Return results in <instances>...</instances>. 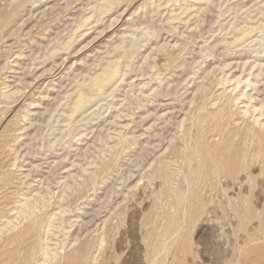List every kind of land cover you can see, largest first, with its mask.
Instances as JSON below:
<instances>
[{"label":"rangeland","instance_id":"1","mask_svg":"<svg viewBox=\"0 0 264 264\" xmlns=\"http://www.w3.org/2000/svg\"><path fill=\"white\" fill-rule=\"evenodd\" d=\"M30 1L0 0V22H7L0 30V100L9 98L0 101V264L14 248L9 264H36L46 243L63 249L45 264H66L70 252H78L74 264H264V131L241 119L234 95L215 84L223 75L238 77L241 64L253 62L246 43L224 49L233 36L228 24L241 27L246 17L264 24V0H120L101 23L81 28L86 34L70 50L52 58L49 53L61 49L80 18L102 0H43V10ZM262 28L252 40L264 38ZM121 42L126 48L139 43L130 67H123L125 81L114 97L98 98L99 119L76 114L68 131L64 118L76 83L120 54ZM254 44L250 49L258 48ZM58 78L55 90H46ZM257 88L252 94L264 106V81ZM162 103L173 106L171 125L164 123ZM223 105L229 118L221 113L218 125H209L210 114ZM258 140L261 154L255 155ZM236 150L248 153L246 162ZM168 157L178 176L172 187L158 177L157 162ZM201 160L219 171L203 177L211 167ZM25 203H37L30 210L37 220L32 234H24L29 221H15ZM170 212L177 221L165 232ZM50 219L59 228L47 233ZM7 221L17 224L8 235ZM15 233L19 241L7 246L6 235Z\"/></svg>","mask_w":264,"mask_h":264},{"label":"bare ground","instance_id":"2","mask_svg":"<svg viewBox=\"0 0 264 264\" xmlns=\"http://www.w3.org/2000/svg\"><path fill=\"white\" fill-rule=\"evenodd\" d=\"M20 1V0H19ZM26 1V0H25ZM42 1L43 0H31L30 2H31V4H32V6H34L35 8H39L40 10H43V8H44V5H41L42 4ZM251 1V0H250ZM24 2V1H23ZM23 2L21 1L18 5H16V7H15V9H14V11H16V10H18L20 7H21V5L23 4ZM28 2V1H27ZM27 2H26V4H27ZM44 3V2H43ZM250 3V2H249ZM37 4V5H36ZM119 5H120V0H102V2L100 1V3H99V5H98V7L97 8H95V9H93L90 13H89V15H87V16H83V17H81L80 18V20H79V23H77V25H76V27L71 31V33H70V35H69V37L66 39V41L62 44V48L61 49H53L50 53H49V55H50V58H52L56 53H57V51L58 50H62V51H68V50H70L77 42H78V38H81V37H83L85 34H86V31H84V32H81L80 31V29L81 28H83V27H85V26H88V25H91V24H93V25H98V22H100V21H102L105 17H107L108 15H110L111 14V12L112 11H114L117 7H119ZM238 5V4H237ZM43 7V8H42ZM49 7H50V9H51V6L49 5ZM33 8V7H32ZM52 10V9H51ZM231 10V9H230ZM235 10V9H234ZM229 11V10H228ZM262 11H264V10H262ZM8 12V11H7ZM234 12V11H233ZM11 13H13V12H11ZM11 13L9 14V15H11ZM41 13L43 14L44 13V11H41ZM235 13V12H234ZM46 14V13H45ZM44 14V15H45ZM261 16H263L264 15V12H260L259 13ZM14 15V14H13ZM40 15V14H39ZM103 17V19H101ZM110 18V17H109ZM234 18V17H233ZM5 19H7V18H5ZM5 19H3V21L5 20ZM9 19L10 18H8V21H9ZM14 20V19H13ZM0 21H2L1 19H0ZM6 21V20H5ZM8 23H10V22H8ZM101 23V22H100ZM6 24H7V22H6ZM5 24V25H6ZM5 25H3L1 22H0V30L2 29V27L3 26H5ZM228 25H230V26H228L230 29H232V32H233V36H232V38L230 39L231 41H229V42H225V45H226V48H224V49H227V51L229 50H233V49H235V51L237 50V49H239V48H241L242 46H244V44H245V46L247 45L248 46V48H246V49H248V51H249V53H254V60H253V62L252 63H248V61L247 62H243V64H241V67H242V69H243V71H242V73L241 74H239V76L237 77H235V78H232V76L230 77V78H227V76L226 75H223L220 79H217L216 81V83L215 84H217V86H220V87H222V89L224 88V91H225V93H226V89L228 90V92H229V90H230V92L232 93L231 94V96L232 95H234L232 98H231V101H232V103H233V105L235 106H238V111H239V114L242 116H239V117H241V119L242 118H246V117H248L249 119H251V121H252V124L253 125H257L258 126V128H260V130H262V131H264V106H263V104L261 103V102H259L260 100H258V97L257 96H255V94H252V92H258L259 91V88H257L258 87V85H260V83H261V81H264V38H258L257 40H252V37L253 36H251L253 33H255V32H257V31H259L260 32V30L261 29H263L262 27L264 26V24H263V20H261V18L259 17V19L257 20L256 19V21L254 20H252L250 17H246L245 18V21L243 22V25L241 26V27H237V26H235L234 25V23H232V24H228ZM5 28V27H4ZM3 28V29H4ZM3 31V30H2ZM160 31V30H159ZM158 31V32H159ZM1 32V31H0ZM158 34V33H157ZM158 37V35H155V37ZM262 36V35H261ZM81 40V39H80ZM148 42V38L146 37L143 41H142V43L143 42ZM256 41V44H254V45H257L258 46V48H253V49H250V47H249V45L248 44H251V43H253V42H255ZM207 41H205V43H206ZM249 42V43H248ZM220 43H222V41H220V42H215L214 44L211 42V44H213V45H211V47H216V46H218ZM248 43V44H247ZM133 44H136V45H139V43H134L133 42ZM136 45H131V47H129V48H126L125 46H123L122 45V42H121V48L122 49H124L120 54H118L117 56H115L114 58L112 57V60L110 61H108V62H106V64H102L100 67H99V69L98 70H96V71H94L93 72V74H91V75H87V76H83L82 78H83V80L81 81V82H77L76 84V88H75V90H73L74 92L72 93V94H74V96H73V100H72V102H71V106H70V109L68 110V112H66L65 114H66V116H65V118H64V122H66V125L64 126V127H66L67 129L68 128H70L71 126H73L72 124H74V122L72 123V122H70V121H72L73 120V118L75 117V116H77L78 114H79V117H80V115H83V114H86L87 115V117H88V119L90 118V116L92 115H96L97 114V118L96 119H99L100 118V114H98L99 112V110L101 109L100 108V106L98 105V103L100 102V100L98 99L99 97H103V99H105V98H109V97H114V94H115V92H116V89L122 84V82H124L125 80H124V76L125 75H127V73H126V71H124V68H128V67H130V64H131V59L133 58V55H134V53H135V50H134V48H135V46ZM254 45H252V47H254ZM205 46V45H204ZM207 46V45H206ZM209 46V45H208ZM207 46V47H208ZM222 47V46H221ZM220 47V48H221ZM139 48H141V47H139ZM209 48V47H208ZM204 49V48H203ZM215 49V48H214ZM214 49H211L210 48V50L209 51H207V49H205V53H206V57H211V53H212V50H214ZM245 49V50H246ZM228 51V52H229ZM240 52H242V51H240ZM69 53H67L66 55H68ZM224 55V54H223ZM235 56V55H234ZM239 59V58H238ZM206 60V59H205ZM209 61V60H208ZM195 62V61H194ZM193 62V63H194ZM204 62V61H203ZM197 63V62H196ZM75 63H72V65L71 66H73ZM200 64L201 63H199L198 64V66H197V68H198V70H199V68L202 66H200ZM248 64V65H247ZM227 65V64H226ZM247 65V67H245ZM70 66V67H71ZM152 66V65H151ZM150 66V67H151ZM229 66V65H228ZM14 67V66H13ZM124 67V68H123ZM226 66H224V68H225ZM221 68V67H220ZM223 68V67H222ZM223 68V69H224ZM219 69V68H218ZM178 71V70H177ZM221 71H222V69H221ZM186 72H188V71H186ZM244 73V74H243ZM192 74H195V72H193ZM184 75V74H183ZM182 76V75H181ZM185 77V76H184ZM181 79H183V78H181ZM181 79H180V81H181ZM59 80V78L58 79H53V80H51L48 84H46V90H49V91H54L55 90V87H53L52 88V85H54V86H57V83H55L56 81H58ZM55 83V84H54ZM187 83H190V81L188 80V82ZM186 83V84H187ZM188 85V84H187ZM179 86V85H178ZM229 87H231V89H228ZM4 89H7V91H5V92H3V93H6V92H8L9 91V86H5L4 87ZM200 89V88H199ZM221 89V88H220ZM187 91V90H186ZM201 91V90H200ZM205 91H206V89L205 90H203L202 91V94L203 93H205ZM223 91V92H224ZM14 93V92H13ZM12 93V94H13ZM11 94V93H10ZM11 94V95H12ZM201 94V93H200ZM3 95V94H2ZM7 95L9 96V94L7 93ZM6 95V96H7ZM11 95H10V97H11ZM71 95V94H70ZM153 95V94H152ZM4 96H5V94H4ZM4 96H2L3 98H5ZM220 96H218V98H219ZM3 98L1 99V100H3ZM205 98V97H204ZM220 98H223V97H220ZM5 99H9L8 97L7 98H5ZM226 99V98H225ZM0 100V101H1ZM161 100V99H160ZM229 100V99H228ZM218 101V100H217ZM226 101V100H225ZM2 102V101H1ZM156 102H157V100H156ZM161 101H159V103H160ZM169 102V101H168ZM228 102V101H227ZM229 103V102H228ZM224 104V103H223ZM167 105V106H166ZM168 105H172V104H164L163 105V103H162V105H158L159 107H161V108H164V107H167V114H166V120H164V123L166 122V124L167 125H169L171 122V120H172V110H173V106H168ZM8 106V105H7ZM30 106H32L33 108H31V109H37V108H35L36 106L34 105V104H30ZM96 106V108H97V106H99V108L98 109H94V110H91L93 107H95ZM228 106H229V104H228ZM175 108V107H174ZM234 108H236V107H234ZM156 109V108H155ZM176 109V108H175ZM174 109V110H175ZM199 109H203V106H201ZM222 109H224V105H223V107L222 108H220L219 110H217V112H218V114L216 113H212V114H214L213 116H211V114H210V116H209V114L207 115V117L208 118H210V121L208 122V124L210 123V124H214L215 125V123H218V120H221V118L223 117V114H221V113H224V115H226V117H228V115L227 114H225V111H226V113H227V109L224 111V110H222ZM230 109V108H229ZM228 109V110H229ZM90 110H91V113L90 114H87V113H89L90 112ZM154 110V109H153ZM231 110V109H230ZM155 111V110H154ZM153 111V112H154ZM222 111H224V112H222ZM98 112V113H97ZM176 112V111H175ZM232 112H233V110H232ZM236 112V111H235ZM177 113V112H176ZM77 114V115H76ZM163 114H165V113H163ZM222 115L221 116V118L218 116V115ZM177 115V114H176ZM174 116H175V114H174ZM217 116L219 117L218 119H217V121L215 120V122L214 121H212V120H214V119H216L217 118ZM235 116V114L233 115V117ZM225 117V116H224ZM232 117V116H231ZM92 118V117H91ZM229 118V117H228ZM74 119H76V118H74ZM81 119V118H80ZM178 119V118H177ZM212 119V120H211ZM82 120V119H81ZM87 120V118L85 119H83L82 121H86ZM75 121H79V120H75ZM81 121V122H82ZM88 121V120H87ZM76 122V123H77ZM174 122V121H173ZM204 122V121H203ZM203 122H201V124L203 123ZM80 122H78V124H79ZM85 123V122H84ZM89 123V122H88ZM163 123V124H164ZM207 123V122H206ZM83 124V123H82ZM86 124H87V122H86ZM209 124V125H210ZM77 125V124H76ZM81 125V124H80ZM167 125L166 126H164L165 128L167 127ZM171 125V124H170ZM180 125H181V122H180ZM216 125H218V124H216ZM215 125V126H216ZM213 126V125H212ZM212 126H211V128H212ZM210 127V126H209ZM202 128H203V126H202ZM213 128H214V126H213ZM213 128H212V130L211 131H213ZM251 130V129H250ZM68 131H70L69 129H68ZM207 131V130H206ZM208 131H210L209 129H208ZM249 131V130H248ZM253 131H254V129H253ZM69 133H71V132H69ZM83 133H84V131L83 132H79V133H77V138H78V140L77 141H82L81 139H82V137H83ZM200 133V132H199ZM249 133V132H248ZM248 133L246 132V134L248 135ZM254 133H255V131H254ZM253 133V134H254ZM201 134V133H200ZM200 134H199V136H200ZM203 134V133H202ZM251 134H252V132H251ZM184 134H182V136H183ZM85 136H87V135H85ZM84 136V137H85ZM185 136V135H184ZM249 136V138H250V135H248ZM254 136V135H253ZM252 137V136H251ZM75 138H76V135H75ZM185 138V137H184ZM247 138V137H246ZM57 139V138H56ZM56 139H54V141L56 140ZM179 139L181 140V137H179ZM183 140V139H182ZM181 140V141H182ZM249 140H251L250 142H252V139L250 138ZM58 141V140H57ZM228 141V140H227ZM148 142H150V141H148ZM170 142V141H169ZM147 143V142H146ZM246 143V142H245ZM248 143H249V141H248ZM254 143V142H253ZM256 143V142H255ZM153 143H148V145H152ZM252 143H250V145H251ZM257 145L259 144V149L258 150H256L255 149V153L256 152H259L260 151V147H262V146H260L261 145V141L260 140H258V143H256ZM255 144V145H256ZM50 147H52V142H50ZM186 145V144H185ZM184 145V146H185ZM240 145H242V144H240ZM202 146H204L203 144H202ZM201 146V144H200V148L202 147ZM245 146H247L246 144H245ZM148 147V146H147ZM157 147V146H156ZM207 146H205V148H206ZM224 147V146H223ZM249 147V146H248ZM48 148H49V146H48ZM185 148H186V146H185ZM196 148H198V147H196ZM200 148H198V149H200ZM204 148V149H205ZM229 148H230V146H229ZM245 148L246 147H244V145H243V150L245 151ZM197 149V150H198ZM202 149V151L204 150L203 149V147L201 148ZM241 149V150H242ZM247 149V148H246ZM263 149V148H262ZM196 150V149H195ZM205 150H207V149H205ZM216 150V149H215ZM220 151H217V152H220L219 154H221V149H219ZM224 150V149H223ZM240 150V151H241ZM207 151H209V150H207ZM206 151V152H207ZM244 151H242L240 154H239V151H235V152H238L237 153V155L239 156L238 158H241V160H244V156H246V155H244ZM201 151L199 150V153H200ZM205 152V153H206ZM254 151L252 150V153H253ZM262 152V151H261ZM196 153V152H195ZM198 153V152H197ZM203 153V152H202ZM202 153H200V154H202ZM254 153V154H255ZM263 153V152H262ZM15 154H16V152H15ZM199 154V155H200ZM258 153H256L255 155H257ZM259 154H261L260 152H259ZM192 155V153L190 154V156ZM198 154H196V156H197ZM203 155H204V153H203ZM217 155V154H216ZM237 155H235L236 157H237ZM140 156V155H139ZM190 156H189V158H190ZM248 156V155H247ZM165 158H167V157H165ZM198 158V160L199 159H201L200 158V156H198L197 157ZM205 158V157H204ZM15 160L17 159V156L14 158ZM203 160V159H202ZM202 160H201V163H203L202 162ZM236 160V159H235ZM235 160H233V161H235ZM238 160V159H237ZM161 160H159V162H160ZM200 161V160H199ZM232 161V160H231ZM190 162V161H189ZM243 162V161H242ZM244 162H246V160H244ZM172 162L171 161H169V157H168V160L167 159H165V160H162L160 163H158L157 162V164H159L160 165V170L158 171L159 172V174H158V177H160L159 175H161L162 176V179L165 181L164 183L165 184H167L166 182H169L173 177H174V173H176L177 171H176V169H175V171L176 172H174V170L173 169H171L172 167H171V164ZM205 163H207L208 164V162H204L203 163V165L205 164ZM155 164V163H154ZM207 164H205V165H207ZM240 164H241V162H240ZM246 164V163H245ZM14 165V164H13ZM158 165V166H159ZM174 165H175V163H174ZM226 165H227V163H226ZM233 165V164H232ZM208 166V165H207ZM216 166V165H215ZM198 167H200V164H199V166ZM202 167V168H201ZM200 168L201 169H204L205 168V166H204V168H203V166H201ZM210 169V171H207V170H202V171H204V172H206L207 171V173L209 172V173H211V174H207V175H205L204 176V173L202 172V175H203V177H206V176H212V174H215V169L217 168H215L214 169V167H212V166H208ZM1 168V167H0ZM177 168V167H176ZM222 168V167H221ZM220 168V169H221ZM224 168V167H223ZM226 168H229V167H226ZM225 168V169H226ZM244 168V167H243ZM207 169V168H206ZM196 170H198V171H200L199 170V168H197ZM216 170H218V169H216ZM229 170V169H228ZM102 171L103 172H105L104 171V169H102ZM197 171V172H198ZM219 171V170H218ZM196 172V171H195ZM194 172V173H195ZM201 172V171H200ZM218 173V172H217ZM178 174H179V172H178ZM196 174V173H195ZM195 174H194V177L193 178H195ZM1 175V174H0ZM2 175H3V173H2ZM1 175V176H2ZM201 175V174H200ZM217 175V174H216ZM215 175V176H216ZM4 176V175H3ZM2 176V177H3ZM176 176V175H175ZM2 177L0 178L1 180H2ZM5 177V176H4ZM176 177H178V176H176ZM176 177H174V178H176ZM200 178V177H199ZM207 178V177H206ZM209 178V177H208ZM91 180H93L92 179V177L90 178ZM160 179V178H159ZM177 179V178H176ZM175 179V181H177ZM174 180V179H173ZM173 180H172V182H173ZM195 180V179H194ZM4 181H5V179H4ZM6 182V181H5ZM4 182V183H5ZM171 182V181H170ZM172 182L169 184L170 185V187H172ZM192 182H194V183H196V181H192ZM191 182V183H192ZM4 183L2 184V185H4ZM163 183V184H164ZM174 183V182H173ZM8 184V183H7ZM175 184V183H174ZM7 186V185H6ZM0 187H2L1 185H0ZM5 187V186H4ZM3 188V187H2ZM1 188V189H2ZM176 197H178L179 198V196L177 195ZM175 197V198H176ZM180 199V198H179ZM178 199V200H179ZM34 200H36L35 198H34ZM175 202H176V200H177V198L176 199H173ZM177 200V201H178ZM175 202H173L174 203V206L176 205L175 204ZM37 203H25L24 205H22V207H21V212L19 213V218H16L15 219V221H18L19 223H21V220H23V219H25V220H27V221H29V223L27 224V230H25L23 233L24 234H30L31 232L33 233L35 230V227H36V224H37V220H36V217H34V218H31V214H30V210H33V209H36V205ZM39 204V203H38ZM172 204V203H171ZM42 208H46V206H47V203L46 204H44V202H43V204H42ZM173 206V207H174ZM170 207H171V205H170ZM172 207V208H173ZM37 210V209H36ZM173 210V209H172ZM171 210V211H172ZM63 213H65V211H63V210H61V211H59L58 213H56V214H54L53 215V217H56V216H59V215H61V214H63ZM172 213H173V215H172ZM21 214V215H20ZM174 215L176 216V213H174V212H170V215H168V216H165V217H167L168 219L166 220V222H167V226H165V232L167 231H169V229L171 228L172 229V227H174L173 226V224H174V222L175 221H177L176 219H175V217H174ZM19 219H20V221H19ZM30 219V220H29ZM164 219H166V218H164ZM15 221H7V223H6V225L4 226V233H6L7 235H8V233L9 232H11V230H14L15 228V226H17V224L15 223ZM26 226V225H25ZM44 227H45V230H46V232L47 233H51V232H53L54 231V229H58L59 228V226H53V220H49L48 222H46L45 223V225H44ZM24 228V227H23ZM34 230V231H33ZM21 231V230H20ZM60 231H62L63 232V230H60ZM18 232V231H17ZM1 233V232H0ZM19 233V232H18ZM31 233V234H32ZM3 234V233H2ZM16 234V233H15ZM24 234H22V235H24ZM7 235H6V237H5V239L7 238V246H10L11 244H13L16 240H18L19 239V236H18V234H16V235H11V236H9V237H7ZM53 236H54V233L52 234ZM65 235H66V233H65ZM22 237V236H21ZM27 238V237H26ZM29 238V237H28ZM20 239H22L23 240V237L22 238H20ZM47 240V239H46ZM19 241V240H18ZM24 241H26V240H24ZM101 242H102V240H101ZM24 243V242H23ZM20 244V243H19ZM85 244H86V242H85ZM84 244V246L86 247V245ZM6 245V244H5ZM32 245V244H31ZM58 245V243H56L55 244V246H57ZM44 248H42V254H41V260L40 261H38L37 263L38 264H45V263H47L48 261H51V260H53V259H55V257H56V255H57V252H58V250L59 251H62V249H63V247H58V248H56L55 250H53V249H51V247L46 243V244H44ZM83 246V247H84ZM87 246H88V244H87ZM17 247V246H16ZM83 247L79 250L80 252L79 253H82L81 251L82 250H84L85 251V248L83 249ZM80 248V247H79ZM16 248H14V250H12V251H15L14 253L16 254V251L17 250H15ZM77 250V249H76ZM75 250V251H76ZM87 250V249H86ZM12 251H10L11 253L8 255V257H7V261H6V259H5V261L9 264L10 262L9 261H13V260H15V255H14V253L12 252ZM8 252H9V250H8ZM28 252V251H27ZM31 252V251H30ZM1 253V252H0ZM6 253V252H5ZM26 253V252H25ZM72 255H74V256H71L70 255V257L68 258L67 256V258H66V260H68V263H66V264H74V261H75V259H77L75 256H77L78 255V252L76 253H72V252H70ZM69 253V254H70ZM85 253V252H84ZM27 254V253H26ZM29 254V253H28ZM75 254H77V255H75ZM6 255V254H5ZM83 255V254H82ZM85 255V254H84ZM3 256V255H2ZM1 255H0V257H2ZM29 256H30V254H29ZM28 256V257H29ZM79 256V255H78ZM3 257H5V256H3ZM2 257V258H3ZM31 257V256H30ZM25 258H26V255H25ZM82 258V257H81ZM83 258H84V256H83ZM82 258V259H83ZM18 259V258H17ZM3 260V259H2ZM17 261V260H16ZM21 261H22V259H21ZM15 261H13V263H14ZM25 262H26V260H25ZM82 262V261H81ZM6 263V264H7ZM12 262H11V264H13ZM19 263V262H18ZM27 263V262H26ZM26 263H24V264H26ZM36 263V264H37ZM77 264L78 263H80V262H76ZM16 264H17V262H16ZM20 264V263H19Z\"/></svg>","mask_w":264,"mask_h":264}]
</instances>
